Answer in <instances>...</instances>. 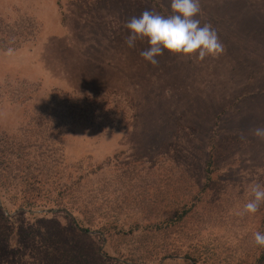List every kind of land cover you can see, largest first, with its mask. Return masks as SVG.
<instances>
[{
	"label": "rangeland",
	"instance_id": "rangeland-1",
	"mask_svg": "<svg viewBox=\"0 0 264 264\" xmlns=\"http://www.w3.org/2000/svg\"><path fill=\"white\" fill-rule=\"evenodd\" d=\"M200 4L197 18L216 30L223 54L201 62L165 50L153 66L140 55L147 41L127 46L125 25L145 10L169 15L171 0H0L1 143L24 135L52 95L124 101L100 103L118 118L109 134L75 126L60 137L61 174L70 173L95 220L161 223L107 238L116 260L264 264L253 239L264 233V205L255 216L237 215L249 184H264V141L251 133L264 127V0ZM5 195L0 264H22L25 253L31 262L32 217H19ZM48 219L67 226L62 214ZM93 234L85 242L100 245Z\"/></svg>",
	"mask_w": 264,
	"mask_h": 264
},
{
	"label": "trees",
	"instance_id": "trees-1",
	"mask_svg": "<svg viewBox=\"0 0 264 264\" xmlns=\"http://www.w3.org/2000/svg\"><path fill=\"white\" fill-rule=\"evenodd\" d=\"M111 96L121 98L115 94L92 99L71 93L52 95L46 105L34 111L32 126L24 135L20 133L19 138H9L8 143L0 141V222L8 224L10 217L3 194L10 196H7L9 202L19 217L24 214L32 217L31 262L30 255L25 253L21 254L22 264H148L146 260H116L107 253L105 244L113 235L131 236L142 231L160 230L161 223L141 226L133 222L125 227L106 219L95 220L94 210L89 209L81 198L70 173L66 177V172L62 175L60 171V137L70 132V128L82 126L103 131L102 134L113 131L112 126L118 118L111 110L104 111L100 107V103ZM120 101L121 104L124 102L122 98ZM210 166L208 162V181ZM60 214L67 219V226H62L56 219H48ZM188 214L168 216L162 221L163 226H174ZM26 229L21 225L19 236L24 242L28 237ZM93 233L101 240L98 246L85 242L86 238L94 237ZM6 255L0 240V261L3 263ZM27 257L29 262L23 259ZM163 259L164 256L158 258L157 264Z\"/></svg>",
	"mask_w": 264,
	"mask_h": 264
},
{
	"label": "clouds",
	"instance_id": "clouds-1",
	"mask_svg": "<svg viewBox=\"0 0 264 264\" xmlns=\"http://www.w3.org/2000/svg\"><path fill=\"white\" fill-rule=\"evenodd\" d=\"M200 0H171V13L167 16L145 10L139 17H132L125 25L130 35L126 39L129 48L136 42L147 41L149 47L140 53L142 58L158 64L157 57L167 50L172 55L204 61L217 58L224 52V45L211 24L201 26L197 18L201 14ZM252 135L264 141V127L251 130ZM243 139V135H241ZM246 202L237 212L240 217H252L264 205V184L252 182L246 192ZM254 243L264 249V233H253Z\"/></svg>",
	"mask_w": 264,
	"mask_h": 264
}]
</instances>
